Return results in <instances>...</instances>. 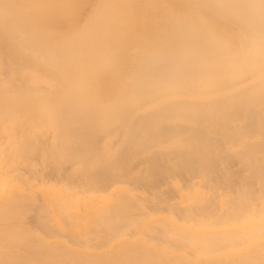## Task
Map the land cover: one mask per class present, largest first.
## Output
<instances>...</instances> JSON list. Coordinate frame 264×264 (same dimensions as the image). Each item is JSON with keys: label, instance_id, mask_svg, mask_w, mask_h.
Returning <instances> with one entry per match:
<instances>
[{"label": "bare ground", "instance_id": "1", "mask_svg": "<svg viewBox=\"0 0 264 264\" xmlns=\"http://www.w3.org/2000/svg\"><path fill=\"white\" fill-rule=\"evenodd\" d=\"M84 1L85 0H0V14L7 16L9 13L4 14L5 12H7V10L10 9L12 10V12L10 13H13V11H15L16 8L18 7L19 8L21 7V9L25 8L24 10L23 9L22 10L19 9V10L22 12L26 10V13L28 14L27 10L29 8L32 9V11L29 10L30 12L34 11L33 16L37 14L39 15V17L46 18L52 22L58 21L60 23H64L65 25L63 26H65V28L69 25L70 27H73V29H75L74 26L76 24L75 22L77 21V19L78 21L79 19L82 20L81 15H80L81 17L78 16L79 18H77L76 16L79 10L81 9V6L83 7V3L85 4ZM259 1L260 3L264 4V0L263 2H261L262 0ZM105 3H107V0ZM224 4L225 3H222V0H216L215 3L209 0H205V2L202 3L196 2V0H132V1L130 0L128 1L125 4V6H123L120 10H118L117 17H115L117 19L113 21V24L111 26L112 37H111V42L109 44V49L107 47V49L109 50L107 56L103 60L102 59L97 60L92 65L86 66L84 70H82L81 73L77 76L76 79L70 78L65 70H57L58 66H54L53 62H49L45 60V58L41 55L42 54L40 52L41 50L38 51L39 54L41 53L40 55H38V52L36 54L35 52L31 51L32 49H34V47L31 44L30 45L33 47L32 49H28V47L25 46L23 47V45L18 41L19 35H17L16 33V31L17 32L20 31L19 28L18 29L16 28L17 26L15 27L17 23L15 24L13 22L15 25L13 23H11V25H13L14 27L11 25H8L9 26L8 27L7 26L8 22L6 23L4 22L5 20L3 21L0 20L5 24L3 25L0 22V121L8 123L5 126H0V138L3 137L2 136L3 133H7L8 135H6L7 136L6 145H9L11 143L14 147H16L17 144L18 147L15 153H18V155L21 153L22 156L21 159H23V157L26 158V155H28V153L29 155H33L36 151L39 150V143L38 141H36V138H40V137H38V133L34 132L35 129L39 128L41 123L46 122L47 120L49 122L50 117H54L56 121L55 124L51 125L50 123L51 126L48 127L50 128L49 132H52L54 135V141L52 144L53 148L51 150H55L56 152H58L62 156V158H64L68 163L74 160L78 161V159H82L85 156L83 150H86V152L87 150L88 152L91 151V149L95 148L93 146H95L96 143L98 144L99 141L95 143V137H94L95 134H92V131L90 130L85 131V129L82 130V128L81 129L79 128L80 130H77V128L75 129L74 127L73 129L72 126L63 127V125L62 126L59 125L62 123L63 120L65 121L66 117L68 116L67 111L74 104L73 103L74 100L72 97L73 93L81 94V96H85L86 98H88L90 102V107L92 108V112L103 113L107 121L112 120V121L121 122L125 120L127 116H129V113L132 110L136 109L143 103H148L150 101L149 100L150 98L153 99L152 95L154 93L152 92L154 90H152V92L148 96L146 95L144 96V93L151 86V83L156 76L155 74L157 72L158 69L157 67L159 66V64H161L164 61H166V63L167 61H169L168 63H170L173 57L175 58L176 56L179 55L180 51L176 49L175 39L176 38L179 39V37L181 38L182 37L181 34H183L181 33V30H184L182 28L180 29V26L177 25L179 24V20L182 21V24L183 23L187 24V26L189 25V27L191 28H195L196 30L199 29L202 30L204 34H200V35L202 36L205 35V37L207 38L208 36H210L211 37L210 39L213 38L215 39V41L217 40L219 42L218 44L216 43V45H214L215 42L214 44L212 43L210 45V46L212 45L214 46L213 49L214 57L212 59L213 60L216 59L217 62L219 61L218 64L215 63V61H213L212 65L218 66L219 69L221 70L231 69L234 68L235 66L242 65L247 60V54L250 53L247 52V50L255 49L254 47L259 45L261 46L264 45V40L261 41V44H257L254 47H252L250 42H246L251 34L247 22L245 23L244 19H242L241 16L238 15L236 12L232 13V11H230ZM115 5L116 4L114 3V7ZM110 6L112 8L111 3ZM16 11L14 13H16ZM260 11H264V8L263 10L261 9ZM19 13L20 12H18V14ZM21 13L19 14V17L18 14L16 15L17 21L18 18L23 16L22 19L20 18L18 22H21L24 19V15H22ZM30 17L32 16L30 15ZM32 18H34L37 23L38 19H36V17H32ZM12 20L14 21V19ZM26 22L29 23L28 20H26ZM32 22L33 21H30V23ZM23 23L24 20L20 24ZM46 23L44 22V24ZM39 24L40 25L42 24L41 21ZM175 24H176V29L174 28ZM23 25L26 26V24ZM29 25L26 26L28 27V29H29ZM52 25L51 27L54 26ZM10 26L12 29L10 28ZM54 27L55 28L57 27L56 23ZM81 27L88 28L85 27L84 25ZM13 28H16L17 30H14ZM22 29L23 30H21V32L25 31L22 34L26 33L25 30L26 28L25 29L22 28ZM70 29L68 28V30ZM32 30L33 29H31V31ZM42 30H46V29H42ZM75 30L74 32H76ZM37 31L39 30H36V32ZM46 32L45 35H48V33L46 34ZM39 33L41 34L44 32H39ZM22 34L20 33V36H22ZM63 34L65 36V32H63ZM71 35H75V34L73 33ZM24 36L26 35L24 34ZM27 37L29 36H26L25 39ZM32 37L35 39L33 35ZM59 37L61 38V34L59 35ZM58 39L59 38L57 35V40ZM56 41H54V45H56ZM35 42H37V40H35ZM180 42L181 39L178 44H180ZM36 44L40 45V42ZM31 46L29 48H31ZM261 46H259L258 49H260ZM37 50L38 49H36V51ZM263 69H264V65H263ZM45 84L50 85V87L52 86L56 88V90L59 89L60 91L56 92L54 91L55 90L54 89L52 93L55 92L56 94H54L53 98H50L49 95L45 93L46 91H44V88L43 89L41 88ZM263 85H264V75L259 85H257L256 87L257 89H255L254 95L264 94ZM50 87L47 86V88ZM47 92H51V91L47 90ZM250 95L251 92H249V96ZM262 99L263 97L261 98V100ZM250 104L252 103L250 102ZM263 104L261 102V105ZM212 106L215 108L216 105L212 104ZM91 108H89L88 110H90ZM73 113H75V111L72 112V114ZM193 113H194L193 115L196 117L197 113L196 114L195 112ZM204 114H206V112ZM80 117L81 116H79L78 118L81 119ZM101 117L102 119L100 118V121L103 122V115ZM154 117L155 116H153V118ZM186 118L187 117H185L184 120ZM191 118H193V116ZM70 119L68 121L69 122L71 121L72 124L73 118L70 117ZM96 119L98 120L99 118L96 117L95 120ZM156 119L157 118H154L153 120ZM193 119H189V120H193ZM149 122H150V118H149ZM20 123L21 125H29L31 129V131H28V135L23 136L24 133L22 132L23 135H21V139H19L14 132L15 127L20 125ZM65 124L67 125V122ZM65 124L64 126H66ZM65 128H67V130H64ZM114 128H115L114 125L110 126L111 130H113ZM115 129H117V126ZM18 130L20 131L19 128ZM135 130L136 129H134V131ZM200 131L204 132L203 130ZM194 133L196 135V136L193 135L196 138L195 140V138L193 137L195 143L190 147V150H188V152L185 153V150L183 149L185 154L183 155V160H180L178 158L180 160V163L182 161V163L179 166L168 167L167 165L169 163L167 165L159 163L157 157L159 158L160 156L156 157L155 155L154 157L156 158H149V160L153 159L151 162L147 161V163L149 162L151 164L149 165L150 169L148 168V171L146 173L144 172L147 170L146 169L147 167L145 168V171L143 170L144 171L143 173L145 175H140L139 177L136 178L133 177L131 180L128 179L129 178L128 174H125L126 176L125 177L124 175L120 174L121 173L120 171H117L119 172V174L118 175L115 174L117 175L116 177L113 174L115 179H118L115 182V184L117 185L121 183V186L123 187L124 184L122 183L123 182L126 183L127 181V180L122 181L123 179L124 180L128 179V181H130V182L127 181L128 182V184L126 183L127 187L129 183H132L131 186L135 184L136 187H134L135 188L134 192L126 190L127 187H125L126 191L122 192L119 196L117 190H120V188L117 189V185L114 184L115 181L113 180L114 177L111 176L112 173L116 172V170L114 169L110 170L111 168H113V165L117 167L116 166L117 163L113 164V162L112 163L110 162L109 165H105L110 167L113 164L108 170H107L108 167H105L104 171L101 173H96L95 171L94 174L92 173L87 174L85 177V186H83L85 187L84 190H87L86 193L88 192L95 195L98 194L97 196H101L100 198H102L101 200L97 198L96 203H94V206L92 205L89 207L88 203L86 204V206L88 205L87 215L83 214L84 211L82 212L80 206L81 205L80 198L76 196L77 193L74 194L75 189L78 191L80 188L76 186L77 188L73 187L72 189V186H74L75 184L74 183L71 184L72 182L70 181H73V179L70 180L69 177L64 176L69 180V182L66 180L63 182L64 184L66 183V189L69 188L68 186H70V188L73 190L72 192L73 195H69L70 193L67 195L66 190L64 191L60 190V192L56 193L57 203L56 202L54 204L52 203L55 197L54 198L48 197L47 200L48 199L50 200H48L47 203H45L46 200L43 199L46 198H43L42 200L39 199L40 198L39 196H41L42 193L45 190H47V186L43 184L45 182L43 181H42L43 183L40 182L41 184H43V186L44 185L46 186L45 190L43 189L42 190L43 192L41 191L42 192L41 195L38 194V191L42 189L40 185L37 188V189L40 188L38 191H35L34 189L31 188L32 192L34 190L35 192L33 193L36 194L33 195L32 193H30V191H27V188L33 187L35 185L33 184L34 182L32 183L33 186L30 185L28 181H26L27 182L26 184H28L27 186L26 184L24 185V183L22 184L24 180L21 181L18 180L16 181L17 183H15V178L18 176V174L12 173L13 174V176L11 175L12 177L7 176L9 173L5 171L6 170L5 167L10 165V161H7L8 159L6 160L4 156L0 154V264H264V146L263 144L261 143L263 147L260 146L258 147L253 145V148H251L246 155H241L239 154L240 152H238V154L234 153L236 154V157L238 156L237 158L239 159V161L243 163L245 167L244 173L246 172V176L245 175L243 176L246 178L247 175H249L250 180H248V178L245 179L242 176L243 174L241 173L242 170H240L241 174L237 172H235L237 173L235 174L234 172H232V170H230L231 169L230 159L232 157L229 158L228 156L229 153L227 155L225 154V152L223 153L224 150L220 145L221 143H218L219 138L211 141L208 140L207 137H205L206 136L205 133H204L205 135H202L201 133L196 131ZM255 133H259V132L257 131ZM136 134L138 135V133ZM261 135L262 137H264L263 134ZM133 136L135 137V135ZM248 136L249 134H247V139L251 141L250 139L251 137L249 138ZM5 139L6 138L0 139V149L4 150V152H5V146H4L5 144L3 143V141ZM261 139L263 140V138ZM133 140L131 138V142ZM146 141L147 140H145V142ZM214 141H217V143ZM191 143L193 142L191 141ZM128 144L129 142H127V145ZM182 145L184 146L185 144L182 143ZM243 145L245 144H242V146ZM249 145L247 143L248 146L247 149H249ZM131 146L128 147L126 146V147L129 149ZM126 147L123 149V152H121L120 154L118 153L121 156L120 159L122 158V153L125 152ZM147 147L146 150H149L147 149ZM140 150H138V152L136 153L139 154L140 152L143 153L146 152L145 149L144 151L143 149ZM173 150L171 151L173 153L169 151L170 159L172 156H174L171 154H174V152L178 149L174 151ZM178 151L175 153H178ZM156 152L157 151H155V154ZM241 153H243V151ZM117 155L116 157H118ZM11 157H12L11 159L12 161L13 156ZM38 157L39 156H37L36 158ZM92 157L90 159H94ZM176 157L178 156L175 155V158ZM236 157L233 156V158ZM125 158L126 157H124V161ZM219 158L222 160L223 163H226L225 165L227 166V168L223 166L224 169L226 170H221L222 164H220L221 162L219 161ZM34 159L35 158H33V160ZM155 159H157V161ZM117 160L118 158L116 159V161ZM14 161L16 160L14 159ZM121 161L120 163L124 162ZM168 161L171 162L170 160ZM178 161L175 160L174 163ZM152 162H154V164ZM18 163L20 162L18 161ZM84 163H86V161ZM120 163H118V166L124 164V163L122 164ZM21 164L22 163H20V167H22ZM49 164H53V162L51 163L49 161ZM54 165L55 164H53V167L55 169L49 166L50 170L51 169L53 170L51 171V173L57 171L56 166ZM57 165H61V163L60 164L57 163ZM63 165L65 166V164H62V169L64 170V172H67L69 168L64 167ZM69 165L71 166V164ZM69 165L67 164L66 166ZM125 165L126 164H124V167ZM146 165L148 166V164ZM27 166L26 167L23 166V167L27 168ZM103 166L104 165H102V168L98 167V169L99 168L100 170L103 169ZM128 166L129 165L127 164V167ZM121 167L123 168V166ZM65 168L68 169L66 170ZM121 169L118 167L117 170H121ZM127 169L128 168L124 170L126 171ZM63 170L61 171L63 172ZM136 170L138 169L135 170L133 169V171ZM12 171L13 170H11V172ZM30 171L32 170L30 169ZM127 171L128 173H130L129 171H131V167ZM60 173L61 172H59V176ZM68 173H66V175H68ZM14 174H16L15 178H14ZM52 174L55 175L57 173L55 172ZM78 174H76L78 176V177L76 176L77 178H79L80 174H82L83 176V173L81 172L79 175ZM238 174L241 176L238 177L237 176ZM109 175L112 178H110ZM35 176L36 177L34 176L33 177L36 179L37 175ZM199 176H202L206 179H209L210 181H213V183L216 182L218 185L227 188L228 190H230V192H226L227 190L224 192L222 191L223 190L222 189L221 194L223 195L222 192H224V193H230V195L224 201L216 202V200H218L220 196L217 197L216 195L219 194L217 193L215 194L214 192L213 194L215 195L213 194L211 195L216 197L214 198L212 197L213 201L210 203V205L207 204L204 205L203 207H199V206L193 207V205L192 206L186 205L188 207L187 210L181 207V205L190 204V203L192 204L194 203L198 205L199 201H201L199 200L200 198L197 197L194 200L191 199L189 196H187L183 199L181 198L182 200L181 203L178 204L173 203L172 198H170L172 197L170 196V194L174 190L173 187L169 186L171 181L172 180L173 181L176 180L177 182L179 181V185H181L180 180L185 179L186 180L185 183L187 185L184 184L182 186H185L186 190L187 188L188 190L189 188H191L192 191L196 190L199 193L200 192L199 189L201 188H199L198 190L195 189L196 188L194 186L195 183L193 184L194 187L192 186L188 187L189 185L188 183L191 182L193 179L194 181L196 180L197 183ZM30 177L31 176H29V178ZM6 178H9V181H11V179L14 180H12V182H8V180L5 181ZM26 178H28V176ZM176 178H178L179 180H177ZM119 179L120 180L122 179L121 182L119 181ZM36 180H38V178ZM56 181L57 180L54 181L55 185H56ZM131 181H133L134 184ZM47 182L48 181H46V183ZM58 182L59 181H57V184H61ZM199 182L202 183L201 181H198V183ZM14 183L18 185V187ZM67 183L70 184L68 185ZM81 183L83 184V182ZM255 183H259V185H261L260 186L261 188L260 187L259 189L256 188ZM20 185L26 186V188L23 187V189H26L27 193H25L26 191L23 190L21 188L22 186ZM50 185L51 184L49 183L48 186ZM179 185L176 186L179 187ZM201 185L203 186V183ZM53 186L54 184L52 185V187ZM113 186L116 188L113 189L116 190L117 196L112 195L113 198H111L110 195L109 199H106L107 197L106 198L102 197L105 196V194L109 195L110 192L107 193L108 192L107 190H109L110 188L112 189ZM166 186H169L167 189L168 191H163V192L160 191V190H164L162 187H166ZM50 189L51 187L49 188V190ZM180 189H181L180 192H178L177 190L178 194L182 193L183 188L180 187ZM22 190L23 192L24 191L25 192L20 193V191ZM49 190L48 192H50L51 190H52L51 192H53V188L50 191ZM139 190L141 191V193L143 191L150 192L154 190L156 191L159 190L158 193L154 195L155 198L153 197V199H155L156 201L153 207L150 206L149 203H148L149 205L148 204L145 205L148 206V208L150 206L149 209L151 210H149V212L151 213H148L145 210H143V208H146L144 205H143L144 207L141 205L144 202L143 199L138 197L139 199H141V201H143L140 204L138 202L139 200L136 199L137 196H134L135 193L140 194ZM191 190L187 192L189 193L191 192ZM67 191L69 192L68 189ZM207 191L208 189H206L205 192ZM48 192L47 195H49ZM150 194H148V196L149 198H152V195ZM36 196L38 198H35ZM148 196L146 194L144 197H148ZM93 198L94 197H91L92 201L94 202ZM209 198L207 200H209ZM201 199L203 198L201 197ZM220 199L222 200V196ZM150 200L152 203V199ZM147 201L149 202V200ZM35 202L37 204H35ZM32 204L36 205L34 206L36 208L32 207ZM38 204H39L38 206L39 208L37 207ZM43 204L46 205V207H44ZM50 204L51 205L53 204L52 209L56 211V214L55 212L53 214L57 217L56 220L60 226L58 228L60 229L61 227H64L65 230L67 229L68 233L66 234L67 237H65L66 243L65 242L62 243L61 240L63 239L64 236H61L59 237V239L61 238L60 240L61 242H59L58 240V241H54L56 243L52 244L50 240L54 239L52 237H55V233L57 231H55V233H53L54 232L53 230H51L53 232L49 231L52 228H50L51 224L49 225L50 227L47 225L50 229L46 227L44 223H46L47 221L40 222V220L39 221L36 220L39 217L44 218L42 216L45 215L44 213L46 212L45 211L46 209L44 210V208H47V206L49 208ZM55 204H57V210L55 209L54 206ZM203 204L204 203H202V205ZM40 205L43 206L44 208L42 209ZM35 209L37 210L36 213L33 212L35 211ZM39 209L45 211L42 212L40 210L41 216L39 213ZM86 211L84 213H86ZM163 211H165L166 213H164ZM31 213L33 215L35 213L34 218H30L33 217ZM37 213H39V215ZM53 214H52V218L54 216ZM31 219L32 222H30ZM28 222L30 223L28 224ZM31 224L34 225L32 226ZM27 225H29V227L31 225V229ZM35 225L37 226L34 227ZM38 225L42 226L44 229L49 231V234L46 231L45 233L43 232L44 236H46V234L50 235V232L52 233L50 235L51 237L49 236L50 238L47 237L48 235L46 236L50 240L46 241L42 233L40 234L43 238L37 235L40 229H42L41 227L39 228ZM32 227H34V230H32L33 229ZM37 227H38V233L36 234L35 230H37L36 229ZM150 231H152L151 234L147 233ZM85 234H89V235L88 236L86 235L87 237L84 238L83 235ZM57 235L60 236L62 234L60 232V234ZM57 235L56 237H58ZM65 239H63V241ZM91 242H93L92 244L95 245L97 244L96 246L101 244L100 246L101 253L102 251H104L102 249L103 245L105 246L107 245L108 247L109 246L108 244H111L110 248L112 247L113 244H115V242L116 244L118 242H121V244L123 243V245L121 246L120 244L117 245V247H115L116 245L115 244L113 246L114 248L112 247L113 251L110 252L112 254L107 255L105 251L103 253L106 254L103 253L101 254L99 251L100 248H97L98 250L96 251L95 250L96 246L93 247L94 245H91ZM149 242L150 244H148ZM151 243L153 245L152 248L150 246ZM153 243H155L156 245H154ZM80 244H84V245H81L79 247ZM157 244L160 246H158ZM85 245L88 247H86ZM82 246L86 248H83ZM166 246L167 248H165ZM78 247L79 248L82 247V249L77 250ZM148 247H150L149 248L150 252L154 248L153 252H151L152 254L148 252ZM171 250H173V253ZM98 251L100 254L99 253L97 254ZM174 251H176L177 256H178L177 251H185L187 252L186 253L187 255L189 254L188 251H190V252H194L197 256H193L194 258L191 256L190 258L189 256L192 254L191 253L189 256L185 255L176 258ZM158 252L159 255H157ZM183 254L184 253H182V255ZM172 255L175 258H173Z\"/></svg>", "mask_w": 264, "mask_h": 264}, {"label": "rangeland", "instance_id": "2", "mask_svg": "<svg viewBox=\"0 0 264 264\" xmlns=\"http://www.w3.org/2000/svg\"><path fill=\"white\" fill-rule=\"evenodd\" d=\"M93 1H95V2H93ZM110 1H112V2H110ZM128 1H130V0H122V1L121 0H107V3H105L106 0H85L84 1L85 4L83 3V7L81 6V9L79 10V12H78V14L76 16L77 18H79L78 16H80V15L82 16V17L80 16L82 20L79 19V21H78V19L76 18L77 21H78V22L77 21L75 22L76 24L74 23L75 24L74 28L76 30L73 29V27H70L69 25L67 26V24H66L67 27L65 28V26H63V25H65L64 23H60L58 21L52 22V21H50V20H48L46 18L39 17V15H37V14L35 16H33L34 15V11L30 12V11H32V9H29V8L27 10L28 14L26 13V10L24 12L20 11V10L23 9V8L21 9V7L20 8L19 7L16 8L17 11L13 8L16 11V13H14L15 11H13V13H10V12H12V10L9 9V10H7V12L4 13V14H8L9 13L7 15L9 17H7L6 15L4 16L3 14H0V16H1L0 20L1 21L5 20L4 22H6V23L8 22L7 26L11 25V23H13V22L15 24L17 23L16 25L14 23L13 24L15 25V27L17 26L16 27L17 29L19 28V30H20V31H18L19 34H18L17 31H16V33H17V35H19L18 36V39H19L18 41L23 45V47L24 46L28 47V49H32L34 47V49H32L31 51L35 52L36 54H37L38 51L41 50L40 52L42 54L41 53L40 54L45 58V60H47L49 62H53L54 66H58L57 70H65L70 78H72V79L75 78L76 79L77 76L81 73L82 70H84V68L86 66L92 65L97 60H100V59L103 60L107 56V53L109 51L108 50L109 49V44L111 42V37H112L111 26L113 24V21L115 19H117L115 17H117L118 10H120L123 6H125V4ZM209 1H212V2L215 3L216 0H209ZM196 2L202 3V2H205V0H196ZM261 2H263V0ZM110 3L112 5V8L110 6ZM114 3L116 4L115 7H114ZM222 3H225L224 5L230 11H232V13L236 12L238 15H240L241 18L244 19L245 23L247 22V25L250 28L251 34H250V36H249V38L247 39L246 42H250L252 47L256 46L257 44H261V41L264 40V11H260V10L261 9L263 10V8H264L263 5L264 4L260 3L259 0H257V1H255V0H241V1L240 0H222ZM248 4H249V6H248ZM259 7H261V8H259ZM104 9H105V11H104ZM83 11H84V14H83ZM18 12H20V13L22 12L21 14L24 15V19H23L24 23L23 24H26V26L29 25L30 21H33L32 23H30L29 29L25 25L20 24V23H22L23 20L21 22H18L19 19L20 18L22 19L23 16L18 18V21H17V16L16 15L18 14ZM85 12H86V14H85ZM24 13H26V14H24ZM29 13H30V15L32 17H36V19H38L37 23H36V20L34 18L30 17ZM80 13H82V14H80ZM19 14H18V17H19ZM113 15H115V16H113ZM83 16H84V18H83ZM2 18H4V19H2ZM29 18H30V20H29ZM12 19H14V21ZM10 20H12V21H10ZM26 20H28L29 23L26 22ZM40 21L42 23L41 25L39 24ZM180 21L181 20H179V24H177V23L176 24L178 26H180V29L181 28L184 29V30H181V33H183V34H181L182 35L181 38L179 36H177V37H179V39H177V38L175 39L176 49H178L180 51L179 55L176 56L175 58L173 57V59L171 60L170 63H168L169 61H167V63H166V61H164L161 64H159V66L157 67L158 68L157 72L155 74L156 76L153 79V81L151 83V86L144 93V96L145 95L148 96L152 92V90H154L152 92V93H154L152 95L153 99L150 98L149 99L150 101L148 103H143L142 105H140L136 109L132 110L129 113V116H127V118L125 120H123L121 122H118V121H112V120L111 121H107L105 116H104V114L101 113V112L100 113L99 112H92V108L90 107L89 99L86 98L85 96H81V94H74L73 93L72 97H73V100H74V102H73L74 104L72 103L73 105L72 106L70 105L71 107L69 106L70 108L67 111L68 112V116L66 115L67 117H66L65 121L63 120L64 123L62 121V123L59 122L61 124H59V123L58 124L60 126L63 125V127L72 126V128L73 127L75 129L77 128V130H80L82 128V130L85 129V131H87V130L92 131V134H95L94 135L95 143L97 141H99L98 144L96 143V145L94 144L95 146H93L96 149L91 146L93 148V149H91V151L88 152V150H87V152H86V150H83V153H85V156L82 159H78V161L74 160V161H71L69 163L66 162V160L64 158H62V156L58 152H56L55 150H51L53 148L52 144H53V141H54V135H53L52 132H49L50 128H48V127L51 126L52 124H55L56 121H55L54 117H50L49 118V120H50L49 122L47 120L46 122L41 123L39 128H36L35 131H34L35 133H38V137H40V138H36V141H38V143H39V150L36 151L33 155H29V153H28V155H26V158L23 157V159H21V157H22L21 153L19 155H18V153H15V151L17 150V147H18L17 144H16V147H14L11 143L9 145H6L7 144V136L6 135H8V134L7 133H3V135H2L3 137H1L0 139L6 138L3 141V143L5 144L4 145L5 146V152H4V150L0 149V154H2L6 160L8 159L7 161H10V165L5 167V169H6L5 171H7L9 173L7 176L8 177L9 176L12 177L13 176L12 173L18 174L17 177H19V178H17L15 176L16 174H14V178L16 177L15 178V183H17L16 181H18V180H20V181L24 180L22 182V184L24 183V185H25L27 183L26 181H28V183L30 185H32V183L34 182L33 184H35V185L34 186L32 185L33 187L27 188V191H30V193H32L33 195H36L33 192L38 191L40 189V188L37 189L39 187V185L42 187V189H40L38 191L39 195H41V193L43 192L42 190L43 189L45 190V188L47 186V190H45L42 193L43 196L42 195L39 196L40 197L39 199H41V200L43 198H46V199H43V200H46L45 203H47V201L50 200V199L47 200L48 197H50V198L51 197L52 198L55 197L54 201L53 202L51 201V202L53 204L55 202L57 203V201H56L57 200V197H56V193L57 192H60V190H63V191L66 190V192H67L66 194L67 195L69 193H70L69 195H73L72 194L73 187H75V188L78 187V188H80L78 191L74 188L75 189L74 194L77 193L76 196L80 198V203H81L80 206H81L82 212L83 211L85 212L87 210V208H88V205H89V207L92 206V205L94 206V203H96L97 198H99V200L102 199V198H100L101 196H97L98 194L95 195V194H91V193L87 192L89 194V196H88V194L86 193L87 190H84L85 187H83V186H85V177H86L87 174H90V173L94 174L95 171H96V173H101V172L104 171L105 167H108V166H105V165H109L110 162L111 163L113 162V164L117 163L116 164L117 167H115L112 164L113 168L110 169V167L112 165L107 168V170L108 169L116 170V172L113 171L114 173L110 172V173H112V175H111L112 177H114L115 174L118 175L119 172H117V171H120L121 175L125 176V174H128L129 178H128V176H127V178L132 180L133 177L136 178V177H139L140 175H145L144 173H146L148 171V168L150 169L149 165L151 164L149 162L147 163V161L151 162L153 159L149 160V158H156L157 156L161 157V158L157 157L159 163H162L164 165H167L169 163L170 165L168 164L167 165L168 167H177V166H179L182 163V161L180 163V160H183V155L186 152H188V150H190V147L195 143L196 138L193 136V135H195L194 132L196 131V132L201 133L202 131H200V130L204 131L201 134L202 135L206 134L205 137H207L208 140L213 141V140H216V139L219 138L218 143H221L220 145L222 146V148L224 150L223 153L225 152L226 155L229 153L228 154L229 158L232 157L230 159V162H231V166H230L231 169L230 170H232V172H234V173L235 172L240 173V170H242L241 171V173H243L242 176L243 175L246 176V172L244 173L245 167H244L243 163H241L239 161V159L237 158L238 156L236 157V154H238V152H240L239 154L246 155L247 152L251 148H253V145L258 146V147L259 146L260 147L264 146V143H263L264 137H262V135H261V134L264 135V114H263L264 113V104H263L264 103V94L254 95L255 89H257L256 87H257V85H259V83H260V81H261V79H262V77L264 75V69H263V65H264V45H262V46L259 45V46H261L260 49H258L259 46L254 47L255 49H248L247 52H250V53L247 54V60L242 65L235 66L234 68H231V69L221 70V69H219L218 66L212 65L213 61H215V63H217V64H218L219 61L217 62L216 59L215 60L212 59L214 57V54H213L214 53L213 52L214 46L213 45L210 46L212 43L214 44V42H215L214 45H216V43L218 44L219 42L217 40L215 41V39H213V38L210 39L211 38L210 36H208V38H209L208 39L207 37H205V35L204 36L200 35V34H204L202 30H200V29L196 30L195 28H191V27H189V25L187 26V24H184V23L182 24V21L181 22ZM44 22L45 23L47 22V23L44 24ZM1 23L3 25H5L3 22H1ZM27 23H28V25H27ZM55 23L57 24L58 28L54 27ZM77 23H79V24H77ZM47 24H48V26H47ZM176 24L174 26L175 29H176ZM51 25L53 27H51ZM83 25L85 27H88V28L81 27ZM11 26H13V25H11ZM11 26H10V28H11ZM46 26H47V28H46ZM49 26H50V28H49ZM16 28H13V29L17 30ZM22 28H24V29L26 28L25 29L26 33H24V34L26 36H29V37H27L29 39H27V38L25 39L26 36H24V34H22L25 31L21 32V30H23ZM68 28L69 29L71 28V29L68 30ZM83 28L85 29V32H84ZM31 29H33L35 32L33 30L31 31ZM42 29H46L47 32H46V30H42ZM86 29H88V30H86ZM36 30H39V31L36 32ZM61 30H64V31H61ZM74 30L77 33L74 32ZM67 31H69V32H67ZM184 31L185 32L187 31V32L185 33ZM198 31H199V33H198ZM30 32H31V35H30ZM39 32H44V33L40 34ZM45 32H46V34L48 33V35H45ZM63 32H65V36L66 37L64 36ZM20 33L22 34L23 38H22V36H20ZM73 33L75 35H71ZM84 33H86V34H84ZM43 34H44V36H43ZM60 34H61V38L59 37ZM207 34H206V36H207ZM32 35L35 37V39L32 37ZM57 35H58V38H59L58 40L59 41L57 40ZM67 37H69L70 39L67 38ZM203 37H205L206 40ZM49 38H50V40H49ZM30 39H32V40H30ZM180 39H181V42H180L181 46H180V44H178ZM26 40H27V42H26ZM35 40H37V42H35ZM61 40H63V41H61ZM54 41H56V45L57 46L54 45ZM39 42H40V45L36 44V43H39ZM23 43H25L26 45L23 44ZM33 43H35V44H33ZM30 46H31V48H29ZM43 47H44V49H43ZM107 47H108V49H107ZM40 48H42V49H40ZM36 49H38V50L36 51ZM40 54L38 52V55H40ZM215 83L216 84L218 83V84L216 85ZM261 84H263V83H261ZM46 85L47 84H45L41 88L42 89L44 88V91H46L45 93H47L50 98H53L54 94H56L55 92L52 93L54 89H55L54 91H56V92L60 91L58 88H57L58 90H56V88H54L52 86H51L52 87L51 88L50 85H47L48 87H50V88H47ZM263 87H264V85H263ZM46 89L48 91H51V92H47ZM249 92H251L250 96H249ZM195 97H197V98H195ZM262 97H263V99L261 100ZM250 102L253 104V106H252V104H250ZM257 102H260V103H257ZM261 102H262L263 105H261ZM212 104L216 105L215 108L212 106ZM254 104H256V105H254ZM89 108H91V109L88 110ZM250 108H252V109H250ZM246 109H248V110H246ZM74 111H75V113L72 114V112H74ZM193 112H195V114L197 113L196 117L193 115L194 114ZM205 112H206V114H204ZM102 115H103V122L100 121V118L102 119V117H101ZM79 116H81L80 118L82 120L78 118ZM150 116H152V117H150ZM153 116H155L154 118H157V119L153 120L154 119ZM192 116H193L194 119L191 118ZM70 117L73 118V123L72 124H71V121L70 122L68 121L70 119ZM96 117L99 118V119L95 120ZM185 117H187L186 118L187 120L185 119L186 121L184 120ZM149 118H150V122H149ZM160 118H163V119H160ZM189 119H193V120H189ZM33 120H35V119H33ZM66 122H67V125L65 124ZM198 122L202 126H200ZM50 123H51V125H50ZM7 124L8 123H6V122L0 121V126H5ZM64 124L66 126H64ZM111 125H114L115 128L117 126V129L114 128L113 130H111L110 129ZM21 127H22V129H21ZM18 128L20 129V131L18 130ZM119 128H121V129H119ZM192 128H193V130H192ZM68 129H70V128H68ZM134 129H136V130L134 131ZM64 130H67V128H65ZM190 130H192V131H190ZM7 131H4V132H7ZM28 131H31L30 126L29 125H21V123H20V125L15 127V130H14L16 136H18L19 139H21V135H23V133H24L23 136L28 135ZM257 131L259 133H255ZM135 132L138 133V135ZM18 133H20V134H18ZM132 134L135 135V137ZM247 134H249V136H248L249 138L251 137L250 138L251 141L249 139H247ZM191 135H192V137H191ZM130 137L132 138V140L134 139L132 141L134 144L131 142V138ZM193 137L195 138V140H194ZM108 138H109V140H108ZM261 138H263V140ZM43 140H44V142H43ZM145 140H147V141L145 142ZM190 140L193 143H191ZM243 140H244L245 143L243 142ZM127 142H129L128 145H127ZM142 142H144V143H142ZM214 142L217 143V141H214ZM182 143L185 144V145L183 146ZM247 143H248V145L249 144L251 145V143H252L251 146L249 145V149H247V147H248ZM261 143L263 144V146H262ZM242 144H245V145L242 146ZM126 146L127 147L131 146L130 148L133 147L132 148L133 150L130 149V148L128 149ZM152 146H154V147H152ZM125 147H126L125 152L122 153V158L120 159L121 156L119 154L121 152H123V149ZM146 147L150 151L146 150ZM171 148H173L174 150L178 149L180 152L178 150H176L175 152L178 151V153L174 152V154H171V155H174V156H172L171 159H170L169 158L170 157L169 151L171 152L173 150ZM179 148L180 149L182 148V149L180 150ZM244 148H246L247 150L244 149ZM140 149H143V151L145 149L146 152H144V153L140 152L141 151ZM183 149L185 150V153H184ZM236 149H239V150H236ZM138 150H140L139 154L136 153V152H138ZM103 151H105V152H103ZM155 151H157L156 154H155ZM242 151H243V153H241ZM13 152H14V154H13ZM128 152H130V153H128ZM171 153H173V152H171ZM234 153H236V154H234ZM36 154H37V156H39L38 158H36L37 157ZM150 154H152V155H150ZM47 155H48V157H47ZM92 155H93V157H92ZM116 155L118 157H116ZM155 155H156V157H154ZM175 155L178 156V157L175 158ZM11 156H13V160L12 161H11V159H12ZM104 156H106V157H104ZM123 156L126 157L125 161H124V157ZM233 156L236 157V158H233ZM46 157H47V160H46ZM91 157L94 158V159H90ZM33 158H35V159L33 160ZM44 158H45V160H44ZM117 158H118V160L116 161ZM14 159L16 161H14ZM157 159H155V160L157 161ZM121 160L124 161V162H122ZM168 160H170L172 162V164ZM175 160L178 161V162H176L177 164L174 163ZM18 161L20 163H22L21 164L22 167H20V163H18ZM24 161H26L27 164ZM49 161L51 163L53 162V164H55L54 166H56V169H57V171H54L52 173L56 172L57 174L54 175V174L51 173V171H53V170L52 169L50 170L49 166L53 167V164H49ZM85 161H86V163H84ZM120 161L122 163L126 164L125 165L126 168L130 169V167H131V171H129V172L133 176L130 173H128V171H127L128 169L126 171L124 170V169H126L124 167V164L121 165V166H123L124 169L121 166H118V163H120ZM156 161H154V162H156ZM219 161L221 162L220 164H222L221 170H226V169H224V167L227 168V166L225 165L226 163H223L220 158H219ZM154 162H152V163L154 164ZM57 163H59V164L61 163V165H57ZM122 163H120V164H122ZM145 163L148 164V166ZM62 164H65V166L63 165L64 167H68L69 168V170H67L68 168L67 169L65 168L67 170V172H64V170L62 169ZM67 164L68 165L71 164V166L70 165L66 166ZM127 164L129 165L128 167H127ZM131 164H132L133 167L131 166ZM16 165H19V166H16ZM27 165H29V166H27ZM102 165H104V166H103V169H101L102 170L101 171L100 168H102ZM23 166H25V167L27 166V168H25ZM17 167H19V168H17ZM98 167H100V168L98 169ZM118 167L120 169L121 168L122 169L121 170H117ZM139 168H141V169H139ZM145 168L147 169L146 171H145ZM30 169L32 171H30ZM133 169L134 170L138 169V170L133 171ZM11 170H13V171L11 172ZM61 170H63V172ZM59 172H61L60 176H59ZM80 172L83 173V176H82V174H80ZM122 172H124V173H122ZM135 172H137V173H135ZM66 173H68V175H66ZM78 173L80 174L79 178H77L78 176L76 175ZM141 173H143V174H141ZM237 173H235V174H237ZM35 175H37L38 180H36L37 178L36 179L34 178V177H36ZM117 175H115V177ZM25 176L26 177L28 176V178H26ZM29 176H31V177L29 178ZM64 176L69 177L70 180L73 179V181H70V182H72L71 184H73V183L75 184L74 186L71 185L72 189L70 188V186H68L69 188H67V189L69 190V192L66 189V183L65 184L63 183L65 180L68 181V182H69V180L66 177H64ZM111 176H110V178H112ZM237 176L239 177L241 175L238 174ZM115 177L113 178V180H115L114 184H115L116 180H118V179H115ZM246 178H248V180H250L249 179V175H247ZM61 179H62V182H61ZM128 179H125V180L123 179L122 181H126V180L128 181ZM176 179L179 180L178 178H176ZM6 180H8V182H12V180H14V179H11V181H9V178H6L5 181ZM55 180L59 181L58 183H61V184H57V181H56V185H55V182H54ZM113 180H111V181H113ZM121 180L119 179L120 182H121ZM42 181L45 182V183H43ZM46 181H48L47 182L48 184L46 183ZM50 181H53V182H50ZM80 181L83 182V184ZM127 181H126V183L128 184V182H130V181H128V182ZM181 181L183 182V184H182ZM185 181H186L185 179L180 180V184L181 185H179V181L177 182L176 180L175 181L172 180L170 185H169L170 187H173V189H174L173 190L174 194H173V191H172L171 194H170V196H172V197H170V198H172V200H173L172 202L175 203V204L181 203L182 202L181 198L183 199V198H185L187 196H189L191 199H194V200L197 197L200 198L199 200H201V201H199L198 205H196L194 203L193 204L192 203L183 204V205L180 204L181 207L185 208V210L188 209L187 206H189V205H191V206L193 205V207H197V206L203 207L204 205H207V204L210 205V203L213 201L212 199L214 197H216V196L217 197L220 196L218 198V200H216V202H222L230 195V193H224L226 190H227L226 192H230V190H228L225 187H222L221 185H218L216 182H214L215 184H217V185H215L213 183V181H210L209 179H206V178H204L202 176H199V178L197 180V183H198V181H201L203 183V186L201 185L202 183H200V182L198 183L199 184L198 185L196 183V180L194 181V179L191 182L188 183L189 184L188 187H190V186L194 187L195 186L196 187L195 189H197V190L199 188H201V189H199V191H200L199 193L196 190L192 191L191 188H189V190H191V192H189V193L191 194L193 192L190 195L187 192V191H189L188 188L186 190L185 186H182V185L186 184ZM40 182L45 184L46 186L45 185L43 186V184H41ZM131 182H133V181H131ZM49 183L51 184L50 186H48ZM126 183H124V182L122 183V184H124L123 187L121 186V183H119L118 185L115 184V185H117V189L120 188V190H117L119 196H120V194L122 192H124L126 190L134 192V190H135L134 187H136L134 182H133V184L135 186L134 185L131 186L132 183H129L130 186L128 185V187L126 186L127 185ZM175 183H176V185H179V187L176 186ZM194 183H195V185L193 186ZM53 184H54V186L52 187ZM24 185H20V186H22L21 187L22 189H23V187L26 188V186L28 184H26V186H24ZM16 186L18 187V185H16ZM120 186L122 187V190H121ZM169 186L162 187L164 190H160V189L159 190L162 191V192L163 191H168L167 189H168ZM217 186H218V188H217ZM260 186L261 185H259V183H255V187L256 188L259 189ZM48 187L49 188L51 187V189L53 188V192H51L52 190L50 189L51 190L50 191ZM125 187H127L126 190H125ZM180 187L183 188L182 189V193L178 194L177 190H178V192H180V190H181ZM31 188L34 189L35 191L33 190V192H32ZM113 188H115V187L113 186L112 189ZM202 188H204L205 190L202 189ZM57 189H58V191H57ZM112 189L110 188L109 190H107L108 192L106 191L107 193L110 192L109 195L105 194V196H102V197H104V198L107 197L106 199H109L110 195H111V198H113L112 195L117 196L116 190H115L116 188L113 189V190ZM206 189H208L207 192H205ZM23 190L26 191V189H23ZM23 190L20 191V193H24L25 191L23 192ZM48 190L51 193L48 192ZM159 190H157V191L154 190V191H150V192L149 191H146V192L143 191L142 192L143 194L139 190L140 194L139 193H135V194L133 193V194H134V196H137L136 199L139 200L138 202L140 204L143 201L147 202V203L143 202L141 204L142 206L143 205L145 206V205H147L149 203L150 206L153 207L154 203H156V201H155V199H153V197L155 198L154 195H156ZM221 190L224 191V192H222L223 195L221 194ZM27 191L25 193H27ZM46 191L48 192L49 195H47ZM214 192H215V194L217 193L219 195L213 196V195H215V194H213ZM14 193H17V192H14ZM150 193H152V194H150ZM146 194H147V196H148V194L152 195V198H149V196L148 197H144ZM211 194H213V195H211ZM37 196L35 198H38ZM206 196H208V197H206ZM221 196H222V200L220 199ZM91 197H94L93 198L94 202L92 201ZM138 197L143 199V201H141V199H139ZM201 197L203 199H201ZM208 198H209V200H207ZM150 199H152V203H151ZM176 199H178V200H176ZM37 200H35V201H37ZM84 200L88 201V202H85ZM147 200H149V202ZM82 201H84V202H82ZM200 202H202L204 204L202 205V203H200ZM87 203H88V205L86 206ZM35 204H37V203L35 202ZM41 204H42V201H41ZM53 204L52 205L50 204L49 208L47 206L48 209L44 208V207H46V205L43 204L44 207L40 205V207H42V209L43 208H44V210L46 209L45 211L48 214L45 211H42L41 209H39V213L41 211L45 212L44 213L45 215H42L45 219L42 218V217H39V218L37 217L38 219H36V220L37 221L40 220V222L41 221H43V222L47 221L44 224L46 225V227H48L51 224L50 225L51 227L50 226L49 227L52 228V229H50L48 227L50 229L49 231L53 230L54 232L51 231L53 233H55V231H57L56 232L57 234H60V232H61L62 235L58 236L55 233V237L57 235L58 237H56V238H58V239H56L55 237H52V238L55 239V240L52 239L53 240V242H52V240L47 238L52 233L50 232V235H48L49 231L44 229L42 226L38 225L39 228L40 227L42 228V229H40L39 233H38V227L36 228L37 230H35V231H36V234L38 233L37 235H39L41 238H43V237L41 236L40 233H42V235L44 236L45 231L48 232V234H46V236L47 235L48 236L47 237L44 236V237H45L46 241L50 240L52 244L56 243L54 241H58V240H59V242L62 241V243L63 242L66 243L65 237H67L66 234L68 232H67V229L65 230L64 227H61L60 228L61 230L58 228L60 226H59V223L56 220L57 217L53 214L54 212L56 214V211H54V209H52ZM34 206H36V205L32 204V207H34ZM38 206H39V204L37 205V207ZM54 206H55V209L57 210V204H55ZM150 206H149V208H150ZM145 207L146 208H143V210H145L148 213H151V212H149V210H151V209H149L148 206H145ZM34 208H36V207H34ZM52 210H53V212H52ZM36 211L37 210L35 209V211H33V212L36 213ZM165 211H163V212L166 213L167 211L166 212ZM84 212H83L84 215L88 214V210L86 211V213H84ZM29 213H30V211H29ZM35 213H34V215H35ZM39 213H37V214L39 215ZM52 214L55 217L53 216V218H52ZM34 215H33V217H30V216L29 217L30 218H34L35 217ZM40 216H41V213H40ZM41 218L44 219L45 221L42 220ZM30 222H32V219L30 220ZM30 222H28V224ZM40 222H38V223H40ZM38 223H36V224H38ZM26 224H27V221H26ZM31 225H30V227H29V225H27V226L31 229ZM36 226L37 225H35L34 227H36ZM34 227H32L33 228L32 230H34ZM42 230H44V231H42ZM147 233L151 234L152 231L147 232ZM86 235L88 236L89 234H85V235H83V237L86 238L87 237ZM61 236H64L63 237V239H65L64 241H63V239L61 240V238L59 239V237H61ZM150 242H153V241H150ZM150 242L148 244H150ZM157 242H160V241H157ZM92 243L93 242H91V245H94L93 247H95L97 245V244L95 245V244H92ZM115 244H116V242H115ZM115 244H113L112 247ZM120 244H121V242H118L115 245V247H117V245H120ZM153 244L156 245L155 243H153ZM81 245H84V244H80L79 247ZM108 245H109L108 247H107V245L106 246L103 245L102 249L107 253V255H111L112 253H110V252L113 251V249H112V247L110 248L111 244H108ZM122 245H123V243L121 244V246ZM100 246H101V244L96 246L95 250L97 251L98 250L97 248H100L99 249V251H100L101 250ZM150 246L152 248V246H153L152 243H151ZM158 246H160V245H158ZM79 247L77 248V250L82 249L83 246L81 248H79ZM86 247H88V246H86ZM86 247H83V248H86ZM149 248L150 247H148V252H150ZM165 248H167V246ZM153 250H154V248H153ZM153 250H151V252H153ZM94 251H92V252H94ZM99 251L97 252V254L99 253ZM104 251H102V253ZM171 251L173 253V250H171ZM174 252H175L174 254L176 255V251H174ZM177 252H178V256L176 255V258L180 257V256H185V255L189 256L191 253L192 254L189 256L190 258H191V256L192 257L193 256H197L194 252H190V251H188V253H189L188 255L186 254L187 252H185V251H177ZM94 253H96V252H94ZM100 253H101V251H100ZM106 253H103V254H106ZM182 253H184V254L182 255ZM157 255H159V252L157 253ZM85 257H87V256H85ZM172 257H173V255H172ZM173 258H175V257H173Z\"/></svg>", "mask_w": 264, "mask_h": 264}]
</instances>
